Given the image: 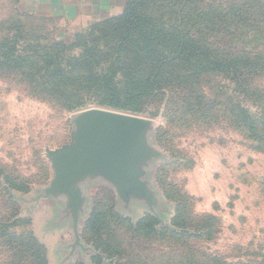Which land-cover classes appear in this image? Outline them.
<instances>
[{"label":"rangeland","instance_id":"1","mask_svg":"<svg viewBox=\"0 0 264 264\" xmlns=\"http://www.w3.org/2000/svg\"><path fill=\"white\" fill-rule=\"evenodd\" d=\"M116 2L118 4L119 0ZM28 4L32 5V0L29 3L26 0H0V42L9 41L19 33L22 47L32 45L33 33L70 43L74 34L94 22L60 7H40L42 13H38ZM238 31L230 33L234 38L228 40L235 42L238 48L249 44L248 50L261 49L250 44L257 42L254 31L242 34ZM30 74L13 68L0 70V221L13 222V231L20 239H23L24 231L29 230L32 239L45 250L47 264H96L95 256L99 253L91 240L82 234L83 225L95 204L103 212L114 204V211L131 222L149 214L156 219V230L167 228L179 233L180 230L171 224L173 205L164 193L181 200L183 215L191 221L214 220L218 231L213 239H190L187 242L193 255L211 254L248 264L259 259V254L264 252V153L255 148L253 141L247 139L230 116L228 110L234 105L229 103V97L233 87L225 76H210L204 87L211 99V112L205 114L209 115L208 118L196 119L191 113L170 121L163 115L165 102L158 111L157 105L148 104V111L137 115L104 109L153 122L150 141L164 157L152 163L148 180L163 207L161 222L135 203L131 210H123L114 190L105 183L85 185L88 201L78 230L81 243L91 251L75 249L69 256L73 235L68 219L63 216L62 203L36 199L51 177L44 149L68 143L70 121L77 113L102 108L89 103L85 108L65 111L34 91V87L28 84V79L32 78ZM255 84L264 90V76ZM240 98L232 94V99ZM247 104L253 106L250 101ZM155 132L160 145L154 139ZM108 223L114 234L126 242L128 253L137 254L143 250L141 245L144 244L148 248L149 260L154 261L152 264H163L168 255L164 240L140 239L121 222L111 219ZM27 249L20 245L14 248L15 253L0 236V264H34V258L26 253ZM102 259L105 264L112 262L105 256Z\"/></svg>","mask_w":264,"mask_h":264},{"label":"trees","instance_id":"2","mask_svg":"<svg viewBox=\"0 0 264 264\" xmlns=\"http://www.w3.org/2000/svg\"><path fill=\"white\" fill-rule=\"evenodd\" d=\"M236 30L238 34L254 31L257 42L250 44L261 49L248 50L249 44L238 48L228 40L234 38L230 33ZM20 40L18 33L0 42V70L31 72L28 84L34 91L65 111L92 103L137 115L148 111V104L157 105L158 111L165 102L163 115L170 121L191 113L196 119L208 118L205 114L211 112V99L204 87L210 76L223 75L233 87L230 116L264 153V90L255 84L264 76V0H125L120 14L94 21L74 34L70 43L33 33L32 45L22 47ZM232 94L241 98L234 100ZM249 101L253 106L247 104ZM154 139L160 145L156 132ZM164 196L173 205L171 224L179 233L156 230V219L149 214L131 222L114 211V204L107 212L95 204L82 234L99 253L96 264H105L103 256L112 261L108 264L154 262L144 244L137 254L128 253L126 242L112 231L111 219L140 239L164 240L168 255L163 264L249 263L211 254L193 255L187 242L213 239L218 231L214 220L193 222L183 215L179 198ZM7 222L0 221V236L10 249L21 245L28 248L26 253L34 258V264H47L45 250L29 230L20 239L13 231V222ZM261 253L254 264H264ZM17 257L15 254L14 259Z\"/></svg>","mask_w":264,"mask_h":264},{"label":"water","instance_id":"3","mask_svg":"<svg viewBox=\"0 0 264 264\" xmlns=\"http://www.w3.org/2000/svg\"><path fill=\"white\" fill-rule=\"evenodd\" d=\"M70 123L68 143L44 149L51 177L36 197L62 203L63 216L68 219L73 235L69 256L75 249L91 251L81 243L78 230L88 201L85 185L105 183L114 190L123 210H131L135 203L161 222L163 207L148 180L152 163L164 157L150 141L153 122L91 108L77 113Z\"/></svg>","mask_w":264,"mask_h":264},{"label":"crops","instance_id":"4","mask_svg":"<svg viewBox=\"0 0 264 264\" xmlns=\"http://www.w3.org/2000/svg\"><path fill=\"white\" fill-rule=\"evenodd\" d=\"M28 3L30 0H26ZM32 0L29 5L33 11L42 13L40 7H60L64 11H73L89 19V22L104 19L121 13L125 0ZM72 19V18H69Z\"/></svg>","mask_w":264,"mask_h":264}]
</instances>
